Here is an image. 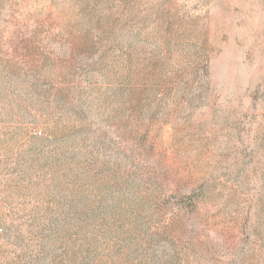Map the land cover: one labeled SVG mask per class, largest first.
Here are the masks:
<instances>
[{
  "label": "rangeland",
  "instance_id": "rangeland-1",
  "mask_svg": "<svg viewBox=\"0 0 264 264\" xmlns=\"http://www.w3.org/2000/svg\"><path fill=\"white\" fill-rule=\"evenodd\" d=\"M0 264H264V0H0Z\"/></svg>",
  "mask_w": 264,
  "mask_h": 264
}]
</instances>
